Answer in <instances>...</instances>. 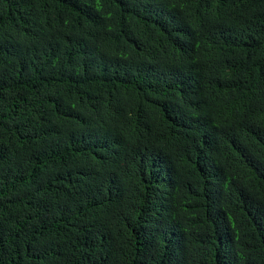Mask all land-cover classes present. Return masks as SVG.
Returning <instances> with one entry per match:
<instances>
[{"label":"trees","instance_id":"1","mask_svg":"<svg viewBox=\"0 0 264 264\" xmlns=\"http://www.w3.org/2000/svg\"><path fill=\"white\" fill-rule=\"evenodd\" d=\"M0 264H264V0H0Z\"/></svg>","mask_w":264,"mask_h":264}]
</instances>
